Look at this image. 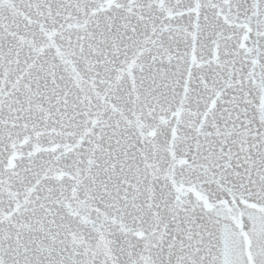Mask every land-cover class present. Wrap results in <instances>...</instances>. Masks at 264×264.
Here are the masks:
<instances>
[{"label": "snow or ice", "instance_id": "1", "mask_svg": "<svg viewBox=\"0 0 264 264\" xmlns=\"http://www.w3.org/2000/svg\"><path fill=\"white\" fill-rule=\"evenodd\" d=\"M0 264H264V0H0Z\"/></svg>", "mask_w": 264, "mask_h": 264}]
</instances>
